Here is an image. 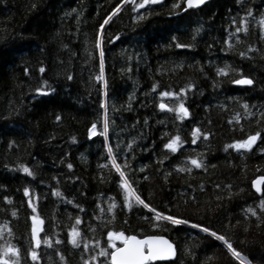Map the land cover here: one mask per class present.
I'll list each match as a JSON object with an SVG mask.
<instances>
[{"label":"trees","instance_id":"16d2710c","mask_svg":"<svg viewBox=\"0 0 264 264\" xmlns=\"http://www.w3.org/2000/svg\"><path fill=\"white\" fill-rule=\"evenodd\" d=\"M136 3L109 16L120 0H0V246L16 264H111L108 231L163 234L176 257L146 264H242L202 224L264 264V187L251 186L264 175V0Z\"/></svg>","mask_w":264,"mask_h":264},{"label":"snow or ice","instance_id":"6c2138e0","mask_svg":"<svg viewBox=\"0 0 264 264\" xmlns=\"http://www.w3.org/2000/svg\"><path fill=\"white\" fill-rule=\"evenodd\" d=\"M126 2V0H120V4H124ZM154 0H141V3H136L133 5L134 9L135 8H141L144 5L153 3ZM205 0H184V5L185 7H195V6H199L202 3H204ZM120 4H117L116 8H114L112 10V13L109 14V16H111L113 13L117 12V10L120 8ZM35 5H33L34 7ZM174 7H176V5H173ZM246 15H251V12L246 13ZM144 18L142 15H139L137 17V19H142ZM108 22V17L105 18L104 23ZM241 23H244L243 20H241ZM101 28H103V24L100 25ZM240 28H237V31H240ZM116 37H113V39H115ZM97 45H99V40H97ZM179 46V45H178ZM102 55V53H101ZM43 70V69H41ZM221 71H223V69H221ZM70 78V77H69ZM100 77H97V79H99ZM233 83L236 84H241V85H251L253 83V81L247 77H242L241 79L235 80L233 81ZM153 88L156 87L155 84H153L152 86ZM188 88H191L192 85L188 84L187 85ZM37 92L41 91V89H36ZM185 91L184 88L180 89V93H183ZM161 96H173V95H179V93H172V92H161L160 93ZM161 108H165L167 107V105L165 104H161L160 105ZM245 107H247V105H245ZM175 111L177 112H182L183 115H188L187 109L184 108L183 103L181 102V104L179 105V107L175 108ZM179 118V117H178ZM57 119H59V117H57ZM93 127H95V125H93ZM107 127V121L105 122V128ZM193 135H195V132L193 133ZM205 136H207V133L204 134ZM257 135H259V133L253 134V135H249L247 137L246 140L244 141H236L234 142V146L236 148H250L251 144L256 140ZM179 137H173L172 141H169L167 144L164 145L165 148H170L172 149V151L176 150V146L174 144L175 140H178ZM109 158H112V152L111 149H109ZM191 164L195 165L197 168L201 167V164L195 159V158H190ZM69 167H71V165H69ZM22 171L29 173V175H31V173L29 172V169L27 167H22L21 168ZM117 171H119V169H117ZM180 171H185L184 168H180ZM190 171V169H189ZM121 177L123 176V173L120 174ZM264 179V177H257V180H262ZM121 183L124 184L125 182L123 180H121ZM253 186H256L257 181L254 180L253 182ZM218 187V186H217ZM125 189H126V193L128 191L127 189V185H125ZM29 192L28 188H24V193L25 195H27ZM56 196H60L61 193L59 191H54L53 193ZM135 201L137 203H144L143 200H141V198L137 195L134 197ZM124 203L127 204L128 203V195H125V199H124ZM145 207H149L148 204L144 205ZM261 209L264 210V202L261 203L260 205ZM109 211H111V207H109L108 209ZM153 212H155V209H152ZM249 212L252 213L253 216L257 217V221L258 224L260 222V217L257 215V212L253 209V208H249L248 209ZM13 215H15V213H13ZM34 223L32 226V239L39 244L40 241L36 238V234L38 231V226L40 223H42V221L39 220L38 217L33 216L32 217ZM79 218H77L78 220ZM157 219H163V220H167L170 221L171 224L173 225H181V224H189L191 223V221L189 219H183V218H178L177 216H172V215H166L164 213H158L157 214ZM195 228H200L203 232L205 233H210L211 236L215 237L216 239L223 241L224 244L227 245L228 250L232 253V255L234 257H236L237 259L241 258V253L236 249L232 247V244L230 242H228L225 237L223 235H218V233L216 231H212L210 228L208 227H203L202 224H193L192 225ZM245 231H247V228H245ZM77 234V231L75 228H73L70 232L69 235V239L72 240L73 244L76 243V240L73 239V237ZM109 240L108 243L111 246V250L109 252H106L104 249H101L99 255L102 257H108L110 259L111 264H146V261L152 260L154 259L157 255L162 254L164 252H171V245L167 244V242H164L166 247L165 248H161L158 245H155L153 243L154 240H159L161 238L159 237H144V239L140 240L137 239L135 236H125L123 233H113L112 231H108L107 233ZM115 237V239L117 240H121L122 241V246L117 247L114 243H112V238ZM45 244H47L48 238L45 237L44 241ZM18 250L16 247L14 246H0V264H15L14 261H10L9 259H6L5 256L8 253H12L14 256L17 254ZM31 256L33 260H36L37 254L35 251L31 252ZM91 259L95 260L96 257L93 256L91 257ZM84 264H88V261H84Z\"/></svg>","mask_w":264,"mask_h":264},{"label":"water","instance_id":"95a60500","mask_svg":"<svg viewBox=\"0 0 264 264\" xmlns=\"http://www.w3.org/2000/svg\"><path fill=\"white\" fill-rule=\"evenodd\" d=\"M209 1H211V0H205V2L202 3V4L199 5V6L188 7V8H198V7H201V6L205 5V4L208 3ZM254 142H255V141H254ZM254 142H253V143H254ZM257 177H264V175L262 174V175H258V176H256V177H254L253 180H252V182H253L254 180H256L257 183H256V186H253V183L251 182V186H252L253 191H255V192H257V193H260V192H262L263 187H264V179H262V180H257ZM186 225H188V224H186ZM190 226L193 227L192 225H190ZM194 228H195V227H194ZM197 229H199L200 231H202L200 228H197ZM126 236H135L137 239H140V240L144 239V237H159V238H161V239H159V240H154V241H153V243H154L155 245H158V246H160L161 248H165V247H166V245H165L164 242H167V244H170V245H171V252H170V253H168V252H164V253H162V254L157 255L154 259L149 260V261H168V260H173V259L176 257V255H177V248H176L175 243H174V242H173L168 236H166V235H163V234H147V235L139 236V235H136V234H129V235H126ZM113 238H115V237H113ZM219 241H220V240H219ZM220 242H222V243L224 244L223 241H220ZM121 243H122V241H121ZM224 245L227 247L226 244H224ZM120 246H122V244L119 245L118 247H120ZM241 256H243V255H241ZM235 258H236V257H235ZM245 258H246V257H245ZM238 260H239L240 262L244 263L241 259H238ZM247 260H248V259H247ZM149 261H146V263L149 262ZM110 263H111V262H110ZM246 263H248V261H246Z\"/></svg>","mask_w":264,"mask_h":264},{"label":"rangeland","instance_id":"374dc122","mask_svg":"<svg viewBox=\"0 0 264 264\" xmlns=\"http://www.w3.org/2000/svg\"><path fill=\"white\" fill-rule=\"evenodd\" d=\"M154 1H158V0H154ZM263 25H264V21H263ZM39 226H40V224H39ZM109 240V239H108ZM112 243H114L117 247L119 246V245H121L122 243L119 241V240H116V239H114V238H112ZM106 247L108 248H110L111 249V246H110V244L108 243V241H107V243H106ZM108 248V249H109ZM257 256H259V255H257ZM5 258L6 259H9L10 261H14L15 262V264L17 263V259H18V255L16 254L15 256L12 254V253H8L6 256H5Z\"/></svg>","mask_w":264,"mask_h":264},{"label":"bare ground","instance_id":"6f19581e","mask_svg":"<svg viewBox=\"0 0 264 264\" xmlns=\"http://www.w3.org/2000/svg\"><path fill=\"white\" fill-rule=\"evenodd\" d=\"M122 4H120V6H121ZM244 263H246V261H248L247 260V258H245L244 256H241V258H240Z\"/></svg>","mask_w":264,"mask_h":264},{"label":"flooded vegetation","instance_id":"af4514ba","mask_svg":"<svg viewBox=\"0 0 264 264\" xmlns=\"http://www.w3.org/2000/svg\"><path fill=\"white\" fill-rule=\"evenodd\" d=\"M226 247V246H225ZM227 248V247H226Z\"/></svg>","mask_w":264,"mask_h":264}]
</instances>
